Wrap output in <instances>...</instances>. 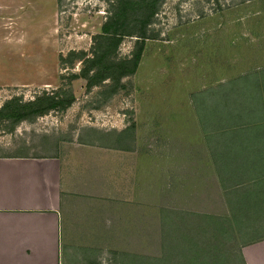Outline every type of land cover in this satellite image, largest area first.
Returning a JSON list of instances; mask_svg holds the SVG:
<instances>
[{"label":"rangeland","instance_id":"1","mask_svg":"<svg viewBox=\"0 0 264 264\" xmlns=\"http://www.w3.org/2000/svg\"><path fill=\"white\" fill-rule=\"evenodd\" d=\"M118 1L14 0L0 154L78 147L99 161L128 148L140 205L131 198L119 218L117 198L99 201L96 229L71 232L92 242L70 247L81 264H247L243 246L264 238V0H155L146 23L145 3H132L112 48L103 25ZM214 121L226 130L217 165L204 132Z\"/></svg>","mask_w":264,"mask_h":264},{"label":"crops","instance_id":"2","mask_svg":"<svg viewBox=\"0 0 264 264\" xmlns=\"http://www.w3.org/2000/svg\"><path fill=\"white\" fill-rule=\"evenodd\" d=\"M13 2L0 0V53L17 52L12 48L17 47L18 35L8 33L17 8ZM215 123L204 131L211 165L221 164L216 140L226 134L225 127ZM74 149L69 154H0V264H81L70 247L92 242L87 238L88 243H78L71 232L77 236L79 229H96L102 215L99 201L112 203L117 198L121 208L127 207L119 218L129 215L131 198L137 197L139 207L141 170L131 169L126 161L128 148L105 149L99 161ZM131 170L138 177L134 184ZM105 216L102 223H109ZM242 252L247 264H264V238L243 246ZM83 262L95 264L91 255Z\"/></svg>","mask_w":264,"mask_h":264},{"label":"trees","instance_id":"3","mask_svg":"<svg viewBox=\"0 0 264 264\" xmlns=\"http://www.w3.org/2000/svg\"><path fill=\"white\" fill-rule=\"evenodd\" d=\"M154 1L155 0H152V1L140 0L138 2L135 0H119L116 7H115L114 21L111 23V25H105V24L103 25V31L106 32V35L104 38L110 41V44L108 46H111L112 48H116L118 46V43L120 41L121 36L124 34H129V31L126 27L128 23H126L125 17H126V14L128 13L129 8L132 7V3H137L139 5L141 3H145L144 8L146 11H144L145 14H143L145 17L138 19V21L141 23H146L148 21V19L150 18V16L153 14V11L155 10ZM138 35L143 36L140 34H138ZM142 49H143V46L141 45L137 49V51L135 52V57L132 58L133 64L130 67V69L128 70L129 73L135 72V70L138 66V61L140 59ZM108 50H109V48H107L105 50L103 55L107 54ZM87 83H89V84L91 83L90 77H87ZM57 104H58V100H53V101H51L50 106L57 105ZM237 117L240 119L239 116H237ZM238 124H240V123H238ZM238 124H236V125H238ZM244 124H246V123H244ZM240 257H242L241 259L244 261V258H243V255L241 254V252H240Z\"/></svg>","mask_w":264,"mask_h":264}]
</instances>
